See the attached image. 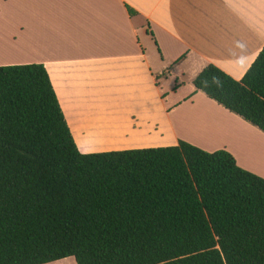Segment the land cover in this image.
Segmentation results:
<instances>
[{
  "label": "trees",
  "instance_id": "obj_1",
  "mask_svg": "<svg viewBox=\"0 0 264 264\" xmlns=\"http://www.w3.org/2000/svg\"><path fill=\"white\" fill-rule=\"evenodd\" d=\"M191 85L264 135V46L239 80L209 64ZM68 257L264 264V179L180 140L80 154L42 65L0 66V264Z\"/></svg>",
  "mask_w": 264,
  "mask_h": 264
},
{
  "label": "crops",
  "instance_id": "obj_2",
  "mask_svg": "<svg viewBox=\"0 0 264 264\" xmlns=\"http://www.w3.org/2000/svg\"><path fill=\"white\" fill-rule=\"evenodd\" d=\"M0 40V66L42 65L80 154L180 140L264 177L235 143L264 135L191 85L209 64L242 77L264 0H0Z\"/></svg>",
  "mask_w": 264,
  "mask_h": 264
},
{
  "label": "rangeland",
  "instance_id": "obj_3",
  "mask_svg": "<svg viewBox=\"0 0 264 264\" xmlns=\"http://www.w3.org/2000/svg\"><path fill=\"white\" fill-rule=\"evenodd\" d=\"M1 43L4 46L2 41H1ZM5 52H0V58H1L2 54H5ZM185 78L186 77H184V79H182L183 82H185ZM168 83L172 84L173 81L171 79H168ZM190 134L192 135L194 133H190ZM253 138L254 137H252L251 139H253ZM255 141L256 142H252L250 140H246V139L241 138V137H238L235 139V143L238 145V147L241 148L244 151V153L246 155H248V157H250L251 164H253L254 166H258V167L260 166L259 168L264 169V140L259 141V140L255 139ZM251 156H253V157H251ZM255 163H256V165H255ZM254 175H256V174H254ZM256 176H258V175H256ZM258 177H260V176H258ZM260 178L264 179V177H260ZM47 264H75V263L73 261V258L68 257V258H64V259L54 261V262H50Z\"/></svg>",
  "mask_w": 264,
  "mask_h": 264
},
{
  "label": "bare ground",
  "instance_id": "obj_4",
  "mask_svg": "<svg viewBox=\"0 0 264 264\" xmlns=\"http://www.w3.org/2000/svg\"><path fill=\"white\" fill-rule=\"evenodd\" d=\"M251 157H253V156H251ZM250 162H251V160H250ZM257 163V162H256ZM256 163H255V165H256ZM260 167V166H259Z\"/></svg>",
  "mask_w": 264,
  "mask_h": 264
}]
</instances>
